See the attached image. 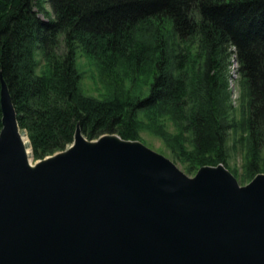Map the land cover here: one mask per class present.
I'll return each mask as SVG.
<instances>
[{
	"label": "trees",
	"instance_id": "16d2710c",
	"mask_svg": "<svg viewBox=\"0 0 264 264\" xmlns=\"http://www.w3.org/2000/svg\"><path fill=\"white\" fill-rule=\"evenodd\" d=\"M168 30L182 45L195 40L200 51L178 73L172 61L184 54L169 47ZM79 51L112 84L110 73L121 63L151 65L149 94L85 96ZM38 54L47 65L40 74ZM232 59L248 99L247 161L257 175L264 151V0H0V90L2 77L35 161L67 150L78 126L90 141L114 134L135 140L142 113L153 120L172 113L192 136V153L182 149L186 158L200 167L226 163L235 129Z\"/></svg>",
	"mask_w": 264,
	"mask_h": 264
},
{
	"label": "water",
	"instance_id": "95a60500",
	"mask_svg": "<svg viewBox=\"0 0 264 264\" xmlns=\"http://www.w3.org/2000/svg\"><path fill=\"white\" fill-rule=\"evenodd\" d=\"M0 264H264V175L189 178L139 142L76 129L32 166L1 77Z\"/></svg>",
	"mask_w": 264,
	"mask_h": 264
},
{
	"label": "rangeland",
	"instance_id": "374dc122",
	"mask_svg": "<svg viewBox=\"0 0 264 264\" xmlns=\"http://www.w3.org/2000/svg\"><path fill=\"white\" fill-rule=\"evenodd\" d=\"M44 7L48 11H51L49 4L46 2ZM137 35L140 37L142 33L138 32ZM166 37H169V47L173 48L175 54H184V58L183 56H180L179 58H176L175 61H172V64L176 65V73H178L177 71L182 69V63H185V69L190 58L193 61L196 59L197 54L200 52L198 50V43L193 40L190 41L187 46L185 44L182 45L179 43L177 37L172 36L171 30L166 32ZM38 61L40 63L38 73L40 74L47 69V65L40 54H38ZM231 63L229 93L231 95L230 104L234 108L232 121L235 124V129H233L229 135V150L226 163H221L217 166L206 165L200 167L191 159L186 158L183 150H185L186 153H192V136L187 130V125L184 121L179 118L177 119L175 115H172V113H159L155 120L151 119L148 116V113H142L139 119L141 122L140 130H138L139 137L135 140H124L120 135H114L124 141L139 142L152 151L166 157L189 178H194L203 167H218L219 165H222L236 178L241 187L247 186L256 176L264 175V151L260 158V167L262 171L257 175H252L247 161L246 139L248 137V132L245 126V122L247 121L249 115L248 99L244 94L245 91L243 88V82L237 71V62L235 59H232ZM141 69L142 70L133 69V67L130 68L125 63L119 64L115 73H110V78L113 80L116 79V84H112L111 81L108 80V77L102 73L96 61L88 57L82 51H79L77 55V70L81 76L79 85L80 90L85 96L99 101L114 98V96L120 97L121 95L133 98L146 97L149 94L150 87L154 81L155 71L151 65H145ZM21 133L24 135L25 139L28 140L27 144L29 145L28 148L31 151L33 165L42 161L34 160L29 138L26 133L22 131V129ZM93 141L96 140H92V142ZM71 146L72 145L68 148Z\"/></svg>",
	"mask_w": 264,
	"mask_h": 264
},
{
	"label": "bare ground",
	"instance_id": "6f19581e",
	"mask_svg": "<svg viewBox=\"0 0 264 264\" xmlns=\"http://www.w3.org/2000/svg\"><path fill=\"white\" fill-rule=\"evenodd\" d=\"M24 141H25V143H26V147H27L26 150H27V154H28V161H29V163L32 164V166H33L31 151H30V149L28 148L29 145L27 144V143H28V140L25 139Z\"/></svg>",
	"mask_w": 264,
	"mask_h": 264
}]
</instances>
